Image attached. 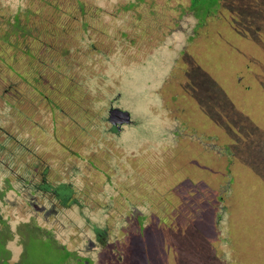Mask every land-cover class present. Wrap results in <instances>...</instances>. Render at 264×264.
I'll return each mask as SVG.
<instances>
[{
    "label": "rangeland",
    "instance_id": "obj_1",
    "mask_svg": "<svg viewBox=\"0 0 264 264\" xmlns=\"http://www.w3.org/2000/svg\"><path fill=\"white\" fill-rule=\"evenodd\" d=\"M221 2L0 0L1 211L14 232L31 222L54 238L30 242L33 264H64L67 251L82 264H264V125L241 128L256 139L229 163L206 144L212 134L231 141L195 99L183 62L211 48L195 39L214 44L231 31L226 19L217 30ZM261 39L237 40L256 73ZM240 79L255 80L223 86L258 121L260 91L248 101ZM111 107L133 124L113 130ZM61 185L66 201L53 191ZM20 237L8 242L11 264L25 253Z\"/></svg>",
    "mask_w": 264,
    "mask_h": 264
},
{
    "label": "trees",
    "instance_id": "obj_2",
    "mask_svg": "<svg viewBox=\"0 0 264 264\" xmlns=\"http://www.w3.org/2000/svg\"><path fill=\"white\" fill-rule=\"evenodd\" d=\"M221 3L223 11H226V13L223 14L222 18L217 22V30L220 27V21L226 19L231 31L226 33L219 29L220 40L216 41L214 44H210V41L206 39H195L196 44L208 45L211 46V48L206 49L203 57L201 56V60L194 55H187L183 62L185 63L186 61L188 65L187 75L190 79V84L192 87L196 88V92L195 89L193 90L195 99L206 115L218 126L223 128V131L228 134L231 141L219 145L218 136L212 134L211 136L213 139H216V141L206 144H211L213 150L225 154L224 156L229 159V163H232V156L238 153L234 150L235 147L239 144H243L247 138H251L248 134H245L241 128L245 127L247 132L255 130L262 132L261 125H264V68L262 73L254 72V56H250L240 50L238 47L239 42H237V40L247 37H251L257 42L262 41L261 36L264 34V0H222ZM191 7H194L193 10L198 9L196 4H192ZM233 13L237 17L236 26L230 22L229 18V14ZM255 14L260 16H256ZM16 19L14 26L21 28L19 25V18L16 17ZM254 24L259 26L255 28ZM234 35H236L235 38ZM260 46L264 51V43ZM240 60L247 63V67L250 68L251 73L246 69L239 72ZM237 75H244L249 79L255 78V80L251 82L247 81V83L240 79L239 83L246 92L245 94L248 101L252 99L253 94L260 91V101L255 104L252 110V114L258 121H255L251 115L242 109L240 105L237 104L233 94L227 91L223 86V83L227 79ZM239 83L237 82V85L240 87ZM204 93L207 94V101H204ZM258 116L260 118H258ZM204 140V142H208L206 139ZM255 149L260 152L262 151L260 144H258ZM230 165L231 164H229V166ZM8 190L7 188L0 187V264H11L10 259L12 251L7 246L8 242L13 240L15 234L21 235V243L25 244V253L22 255V260L15 264H33L27 257L30 242H33L35 236H43V238L47 239L51 237L53 240L54 238L47 232V227L38 226L31 222L21 223L17 228V232L12 230L9 220L4 218L3 212L1 211V204L6 201ZM139 221L142 222V218H139ZM74 257H76L74 252L67 251L64 264L65 262L66 264H70V258L73 259ZM76 261L77 264H82L83 260H81L80 257H76Z\"/></svg>",
    "mask_w": 264,
    "mask_h": 264
},
{
    "label": "water",
    "instance_id": "obj_3",
    "mask_svg": "<svg viewBox=\"0 0 264 264\" xmlns=\"http://www.w3.org/2000/svg\"><path fill=\"white\" fill-rule=\"evenodd\" d=\"M108 122L116 129L120 130L122 125H129L133 122L131 112L119 107H111L108 113ZM38 208V205H36Z\"/></svg>",
    "mask_w": 264,
    "mask_h": 264
},
{
    "label": "flooded vegetation",
    "instance_id": "obj_4",
    "mask_svg": "<svg viewBox=\"0 0 264 264\" xmlns=\"http://www.w3.org/2000/svg\"><path fill=\"white\" fill-rule=\"evenodd\" d=\"M132 124H133V122H132L131 124H129V125H132ZM124 126H127V125H126V124L122 125L121 129H120L119 131H118V130H116V131H117V132H120V131L123 129ZM111 128H112L113 130L115 129L112 125H111ZM63 187H64V188H63ZM58 188L60 189V191H58V189L53 190V191H55L54 193L57 195V197H58V196H61V199L63 198L64 201H66L68 198L71 197V193H70V192H66V190H67V187H66V186L61 185V186H59ZM64 201H62L63 204H65ZM74 201H75V199H72V202H74ZM38 209H39V208H38ZM43 209H44V207L41 208V209H39V210H43ZM51 211H53V212H57L56 209H52V208L50 209V208H48L47 211H46V212H47V215H49ZM93 229H94V231L96 232L97 239H98L99 241H101L102 243H104V241L100 239V236H103L102 229L97 228V227H93ZM91 245H93V242L91 243ZM104 247H109V243H108V246H105V245H104Z\"/></svg>",
    "mask_w": 264,
    "mask_h": 264
}]
</instances>
